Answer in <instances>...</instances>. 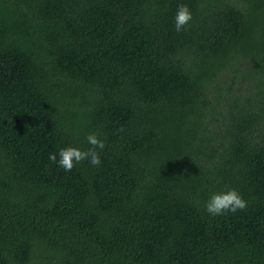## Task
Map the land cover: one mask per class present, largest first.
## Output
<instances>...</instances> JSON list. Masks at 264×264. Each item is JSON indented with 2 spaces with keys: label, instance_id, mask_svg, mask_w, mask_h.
Here are the masks:
<instances>
[{
  "label": "trees",
  "instance_id": "16d2710c",
  "mask_svg": "<svg viewBox=\"0 0 264 264\" xmlns=\"http://www.w3.org/2000/svg\"><path fill=\"white\" fill-rule=\"evenodd\" d=\"M0 264H264V0H0Z\"/></svg>",
  "mask_w": 264,
  "mask_h": 264
},
{
  "label": "clouds",
  "instance_id": "9594fccd",
  "mask_svg": "<svg viewBox=\"0 0 264 264\" xmlns=\"http://www.w3.org/2000/svg\"><path fill=\"white\" fill-rule=\"evenodd\" d=\"M192 12L187 4H179L174 17L175 30L181 32L192 20ZM90 145L86 150L68 146L61 148L57 153H50L49 160L57 163L59 167L70 172L76 165L88 161L92 166H99L101 161L100 152L105 148L104 140L100 139L96 133H89L86 137ZM59 156V159H57ZM248 202L235 188L226 189L223 192L213 193L206 202V211L213 215H223L228 212L236 213L246 209Z\"/></svg>",
  "mask_w": 264,
  "mask_h": 264
}]
</instances>
